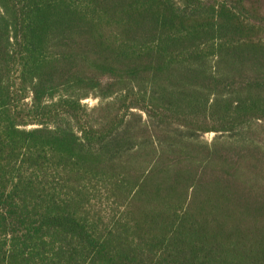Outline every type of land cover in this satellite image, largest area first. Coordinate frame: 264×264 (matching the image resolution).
<instances>
[{
	"label": "trees",
	"instance_id": "16d2710c",
	"mask_svg": "<svg viewBox=\"0 0 264 264\" xmlns=\"http://www.w3.org/2000/svg\"><path fill=\"white\" fill-rule=\"evenodd\" d=\"M0 264H264V0H0Z\"/></svg>",
	"mask_w": 264,
	"mask_h": 264
},
{
	"label": "rangeland",
	"instance_id": "374dc122",
	"mask_svg": "<svg viewBox=\"0 0 264 264\" xmlns=\"http://www.w3.org/2000/svg\"><path fill=\"white\" fill-rule=\"evenodd\" d=\"M81 103L90 108L97 103V100L93 99V98H88L86 100H83ZM213 136H214V134H205L202 136V139L206 142H210L211 139L213 138Z\"/></svg>",
	"mask_w": 264,
	"mask_h": 264
}]
</instances>
